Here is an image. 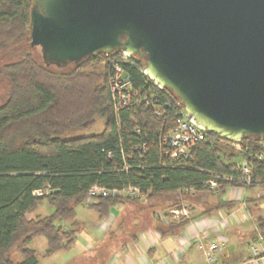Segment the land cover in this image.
Listing matches in <instances>:
<instances>
[{"label":"trees","instance_id":"16d2710c","mask_svg":"<svg viewBox=\"0 0 264 264\" xmlns=\"http://www.w3.org/2000/svg\"><path fill=\"white\" fill-rule=\"evenodd\" d=\"M32 2L0 0V52L5 61L0 74L8 83L0 105V264H40L27 247L35 237L45 238L47 256L70 251L78 237L75 209L86 204L92 186L133 187L145 195L144 201L172 194L170 207L182 198L190 206L204 203L206 197L197 194L222 197L229 188L264 186L241 184L238 170L245 160L253 177L264 179V139L232 141L207 132L188 158L164 155L162 139L183 107L176 105L180 101L172 92L154 87L137 57L99 53L78 65L46 66L29 43ZM116 66L135 90L127 106H120L109 88ZM97 120L103 122L101 132L64 139ZM213 180L217 187L211 190L207 183ZM37 191L42 196H36ZM140 201L117 197L86 205L106 220L119 204ZM44 203L52 212L30 217ZM235 204L220 201L216 209ZM254 218L257 232L264 236V217ZM67 223L70 229L64 227ZM156 223L154 230L165 237L177 235L188 222H161L157 217ZM13 251L20 261L11 258Z\"/></svg>","mask_w":264,"mask_h":264},{"label":"water","instance_id":"95a60500","mask_svg":"<svg viewBox=\"0 0 264 264\" xmlns=\"http://www.w3.org/2000/svg\"><path fill=\"white\" fill-rule=\"evenodd\" d=\"M46 66L124 52L207 132L264 139V0H33Z\"/></svg>","mask_w":264,"mask_h":264},{"label":"rangeland","instance_id":"374dc122","mask_svg":"<svg viewBox=\"0 0 264 264\" xmlns=\"http://www.w3.org/2000/svg\"><path fill=\"white\" fill-rule=\"evenodd\" d=\"M37 52L39 53L38 50ZM2 55L3 54L0 52V66L5 62L1 57ZM7 91V80L0 74V105L4 102ZM102 129L103 122L97 120L94 126L85 130H77L68 133L64 136V139L94 135L101 132ZM232 146L237 150L235 144H232ZM233 189L235 188L227 189L225 195L222 197L215 195L211 196L210 194L197 195L200 198L206 197L204 202L213 203L220 202L222 199L228 200L229 195L234 196L230 191L233 193L238 192V199L245 196L247 199L252 200V202L249 203L250 206L242 208L243 215L245 216L244 219H249V221H251L249 216H255L257 214H262L264 217V186H257L251 190L240 189L238 191ZM260 196H262V199L259 201L258 197ZM173 197L174 195L167 194L161 198L150 201L146 200L144 202H127L119 204L111 211L110 217L106 220L98 219L97 214L86 205L93 201L86 202V204L83 203V205H79L75 209V221L77 223L75 228L78 230V237L74 247L70 251L57 252L47 256L45 254L47 247L46 240L43 237L33 238L27 247L35 251L37 260L40 264H115L117 255L121 254L120 252L122 251H126L125 249L128 243L132 242L134 238L133 236L141 239L142 236H145L147 232L152 230L151 228L157 224L156 218L164 213V208ZM184 202L187 201L184 199ZM253 203L258 204V210V206L255 204L253 205ZM254 207H256V209ZM51 212L52 209L44 203L37 208L30 217H43L49 215ZM236 215L241 218V214L237 213ZM70 225L71 224L67 223L64 224V227L70 229ZM249 225L250 224H248V226ZM11 258L16 262L22 259L16 251H13Z\"/></svg>","mask_w":264,"mask_h":264},{"label":"crops","instance_id":"0c3cea01","mask_svg":"<svg viewBox=\"0 0 264 264\" xmlns=\"http://www.w3.org/2000/svg\"><path fill=\"white\" fill-rule=\"evenodd\" d=\"M230 193L234 196L229 195L228 200L222 199V201L236 202L235 206L218 210L216 207L220 206V202L210 203L208 201L209 203H207L206 201L190 206L189 202H184V198L179 199L178 202L190 208L191 221L174 236L161 237L153 227L141 239L136 237L135 241L129 242L127 248H124L126 251L117 255L115 264H204L203 253L194 244V236H201L203 233H205L203 239L225 242L226 246L218 255L220 262L231 264L248 258L249 244L257 234L254 217L262 216V214H254L255 216L249 214L251 221L244 219L242 208L250 206L245 202L247 197L243 196L238 199V192L230 191ZM254 204L258 206V204ZM170 205L165 207L163 212L172 208ZM237 213L241 214V218L236 215ZM220 218L228 220L226 227L215 228L214 231L207 227L213 221L218 222ZM248 224L250 225L248 226Z\"/></svg>","mask_w":264,"mask_h":264},{"label":"built area","instance_id":"2783aa9c","mask_svg":"<svg viewBox=\"0 0 264 264\" xmlns=\"http://www.w3.org/2000/svg\"><path fill=\"white\" fill-rule=\"evenodd\" d=\"M123 57H129L126 53L122 52ZM144 74L145 71H143ZM154 87L158 90L163 88L153 82ZM109 88L113 96L117 99L120 106H127L130 101L135 97V90H133L129 77L116 66L115 71L110 77ZM176 105H181L177 103ZM207 136V131L199 126L195 120L189 116L184 109L180 110L178 117L176 119L175 126L163 137L161 143V149L166 157L171 160L188 158L192 149L204 141ZM239 149V145H236ZM240 174V183L249 187L252 184H259L264 182V179H256L251 173V169L248 163L244 160L238 166ZM224 181H231L232 178H222ZM209 188L213 190L217 187V181L213 180L207 183ZM240 190L243 188H235ZM36 196H42L41 191L36 192ZM117 197H127L129 199H141L145 200V195L142 194L138 189L133 187L124 188L122 190L117 189H106L100 186H92L87 192L86 202H90L96 199H107V198H117ZM191 210L190 208L180 203L179 205L166 210L163 214L159 215L161 222H175L180 223L191 221ZM228 220L225 218H220V220L211 222L207 227L210 230L215 228L223 229L226 227ZM205 233L201 236H194V244L196 248L203 253L204 264H225L218 260L219 253L224 249L225 242H219L217 240L203 239ZM249 257L231 264H264V236L259 234L255 235L254 240L249 244Z\"/></svg>","mask_w":264,"mask_h":264}]
</instances>
